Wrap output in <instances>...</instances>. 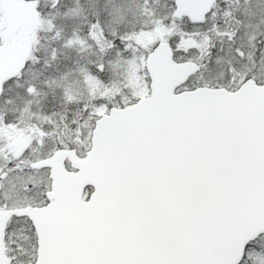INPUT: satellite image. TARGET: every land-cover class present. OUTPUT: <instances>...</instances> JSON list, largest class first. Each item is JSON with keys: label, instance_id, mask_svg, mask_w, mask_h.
<instances>
[{"label": "snow or ice", "instance_id": "snow-or-ice-1", "mask_svg": "<svg viewBox=\"0 0 264 264\" xmlns=\"http://www.w3.org/2000/svg\"><path fill=\"white\" fill-rule=\"evenodd\" d=\"M0 264H264V0H0Z\"/></svg>", "mask_w": 264, "mask_h": 264}]
</instances>
